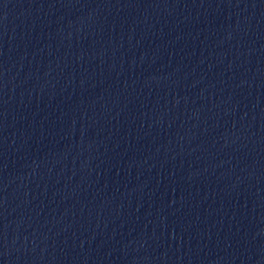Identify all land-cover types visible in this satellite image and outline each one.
Wrapping results in <instances>:
<instances>
[{
    "label": "water",
    "instance_id": "95a60500",
    "mask_svg": "<svg viewBox=\"0 0 264 264\" xmlns=\"http://www.w3.org/2000/svg\"><path fill=\"white\" fill-rule=\"evenodd\" d=\"M0 122L150 264H264V0H0Z\"/></svg>",
    "mask_w": 264,
    "mask_h": 264
}]
</instances>
